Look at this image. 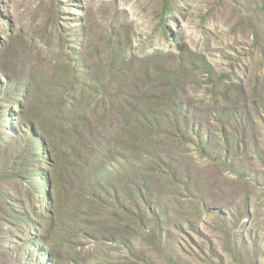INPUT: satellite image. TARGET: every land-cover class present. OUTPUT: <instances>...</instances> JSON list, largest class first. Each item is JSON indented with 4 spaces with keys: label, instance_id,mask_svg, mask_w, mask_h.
<instances>
[{
    "label": "rangeland",
    "instance_id": "obj_1",
    "mask_svg": "<svg viewBox=\"0 0 264 264\" xmlns=\"http://www.w3.org/2000/svg\"><path fill=\"white\" fill-rule=\"evenodd\" d=\"M0 264H264V0H0Z\"/></svg>",
    "mask_w": 264,
    "mask_h": 264
},
{
    "label": "trees",
    "instance_id": "obj_2",
    "mask_svg": "<svg viewBox=\"0 0 264 264\" xmlns=\"http://www.w3.org/2000/svg\"><path fill=\"white\" fill-rule=\"evenodd\" d=\"M151 97L147 98V100H150ZM253 105V104H251ZM150 106V105H149ZM147 107V106H146ZM151 107V106H150ZM252 107V106H250ZM249 107V109H250ZM254 108V106H253ZM246 110H244V115L248 116L249 114V110L248 108H245ZM132 113H129V117H131ZM173 115H175L174 112L169 113L168 115H166L164 112L162 111H155L153 109H146L143 111H137L136 113V121L134 126H126V128L124 130H122L123 132V141L118 143L119 147H117V145H115L116 143H114V140H110L108 142H106L104 145L107 147H104L105 149H99L98 150V156L94 157V161H92L91 163V167L90 169L93 168V166L96 164L97 159H99V155L106 153H113L114 151H116L117 149L121 152V156L123 158V166H128V167H133V165L135 164V162L140 159L143 155V153H145L146 155L148 154H155L157 152V149H155V144L157 142H152V141H137L139 138H146L148 135L152 134L154 131H161V124H162V120L166 119L167 116L173 117ZM128 116V115H126ZM249 120V119H247ZM246 120V121H247ZM174 126V124H173ZM70 136H74V128L71 125L70 126ZM175 132L179 131V127H174ZM63 132V131H62ZM126 136H129L130 139H126ZM108 155V154H107ZM144 161V160H143ZM145 162V161H144ZM148 165H144L143 168L147 167ZM127 171H126V175H127ZM96 177H94L95 179ZM100 183V182H98ZM97 183V184H98ZM95 184V183H94ZM96 186V185H95ZM141 227L143 228L144 225L141 224ZM124 230V231H123ZM123 237L121 238V242L122 244H124V246L126 247H132V241L130 238H128V234L130 232H132V229L129 226H126L123 228ZM146 231H148L149 229H145ZM149 232V231H148ZM122 233V234H123Z\"/></svg>",
    "mask_w": 264,
    "mask_h": 264
}]
</instances>
